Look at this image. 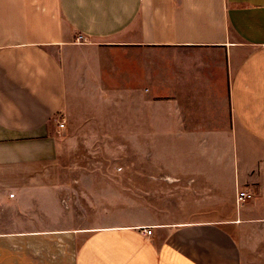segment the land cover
Segmentation results:
<instances>
[{"label":"crops","instance_id":"1","mask_svg":"<svg viewBox=\"0 0 264 264\" xmlns=\"http://www.w3.org/2000/svg\"><path fill=\"white\" fill-rule=\"evenodd\" d=\"M94 126L119 128L139 167H80L102 184L68 186L61 134ZM169 130L215 155L177 167L153 152ZM113 175L135 177V200ZM251 256H264V0H0V264Z\"/></svg>","mask_w":264,"mask_h":264},{"label":"rangeland","instance_id":"2","mask_svg":"<svg viewBox=\"0 0 264 264\" xmlns=\"http://www.w3.org/2000/svg\"><path fill=\"white\" fill-rule=\"evenodd\" d=\"M167 65L168 54H162V67H167ZM119 113L120 111L113 109L112 112L107 115V120L113 125H120ZM91 123L95 124L94 122ZM160 124L161 126L166 124L163 112L161 114ZM178 131L181 130L178 129ZM61 135L65 137L66 150L60 158V169L62 170V178L66 181L65 184L68 186L75 185L76 183L78 184L79 182H75L76 179H91L93 185L95 184L94 186L97 188L99 184H102L98 182L99 180H104V178L101 177H76V172L78 171H75V169L80 167L95 170L104 168L109 169L110 171L126 167H130L131 169L139 167L138 161H136V150L134 145L129 146V155L125 154V146L121 145L119 128H102L100 126H94L91 128L78 127L63 131ZM140 135L142 136V134ZM162 135L166 137L167 133ZM165 137H153V140H155V142L152 141L154 143L153 152H157L158 154L160 153V156L163 158L173 156L177 159V167H180V163H183L187 164V167L191 169L204 168L202 166L205 160L203 156L206 154L214 156L215 153L213 154L212 152H216L215 150L211 151L207 147L209 145L204 144L203 146L202 144H187L184 141H177L174 135H171L170 130L168 136L166 138ZM164 140L165 143L161 144ZM144 144L147 143L141 142V145ZM122 154L125 157L123 160ZM126 157L128 158V161L125 160ZM108 179H110L111 182V185H109L110 187H113V189L116 190H121V194H128L135 200V177L132 176L129 178L113 175ZM81 184L86 185L85 182H82ZM198 210L199 209L195 206V204H188L180 209H176V211H182L183 213H194ZM249 264H264V256H251Z\"/></svg>","mask_w":264,"mask_h":264},{"label":"built area","instance_id":"3","mask_svg":"<svg viewBox=\"0 0 264 264\" xmlns=\"http://www.w3.org/2000/svg\"><path fill=\"white\" fill-rule=\"evenodd\" d=\"M77 42H83L84 41V37L82 35H79L76 39ZM65 125V120L63 118H61L60 120H58L57 122V126L58 129L62 130L64 128ZM253 197V193L246 191V190H239L237 191L236 194V201L237 202H244L246 200H249ZM143 231L145 234L149 235L151 234V230L150 228H143Z\"/></svg>","mask_w":264,"mask_h":264}]
</instances>
